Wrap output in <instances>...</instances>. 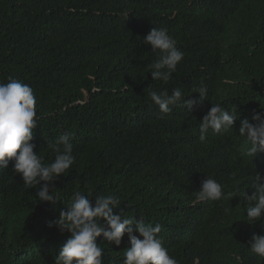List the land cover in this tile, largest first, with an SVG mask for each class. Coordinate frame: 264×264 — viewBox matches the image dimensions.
<instances>
[{
	"label": "trees",
	"instance_id": "1",
	"mask_svg": "<svg viewBox=\"0 0 264 264\" xmlns=\"http://www.w3.org/2000/svg\"><path fill=\"white\" fill-rule=\"evenodd\" d=\"M153 27L184 53L167 83L147 67L157 59L143 42ZM9 76L36 97L34 153L51 162L47 141L71 133L74 163L52 182L54 203L38 201L40 186L24 185L12 162L0 168V264H54L70 234L49 225L77 191L93 202L114 194V214L161 224L158 237L179 264H264L248 250L264 235V214L248 224L242 198L264 176V152L243 155L239 135L241 120L264 111V0H0V83ZM149 86L180 87L196 103L161 118ZM214 104L234 107L238 119L201 142ZM206 178L223 185L224 198L197 201ZM96 243L102 264H123L130 247L127 234L118 247Z\"/></svg>",
	"mask_w": 264,
	"mask_h": 264
},
{
	"label": "clouds",
	"instance_id": "2",
	"mask_svg": "<svg viewBox=\"0 0 264 264\" xmlns=\"http://www.w3.org/2000/svg\"><path fill=\"white\" fill-rule=\"evenodd\" d=\"M145 45H150L157 59L147 67L153 81L167 83L171 80L176 67L184 58V53L177 47V41L168 34L167 29L152 28L143 38ZM7 83H0V168L8 167L12 162L14 173L20 175L23 184L39 190L36 197L40 202L54 203L59 200L53 194L51 184L64 175L74 163L71 133H63L54 140L47 141V149L54 153V159L45 163L43 157L34 153V129L37 127L36 97L33 89L25 83L9 76ZM152 104L158 107L161 118L172 111L170 106L183 101L184 108L191 113L195 100L185 99L182 89L175 87L171 93L167 90L157 92L151 86L147 88ZM201 99L207 95L204 86L195 90ZM238 113L227 111L220 104L211 105L199 124V139L206 140L209 129L214 133H226L233 129ZM239 135L244 138L246 148L243 155L254 157L264 152V111L254 113L249 119L240 121ZM253 192L242 193L247 202L245 209L248 224H254L264 214V176L257 173L251 185ZM197 201H218L224 198L223 185L215 179L206 178L200 190L195 192ZM231 197L232 193H227ZM121 202L114 194L100 195L90 199L77 191L67 211H61L54 223L61 232L70 235L55 256L54 264H102L104 249L96 243L102 237L109 244L117 247L122 237L127 234L130 247L124 251L123 264H179L169 255L158 237L162 225L146 224L134 218L117 215L113 209ZM137 233L138 235H134ZM251 254L264 260V235H253L248 242ZM193 264H199V257L193 258Z\"/></svg>",
	"mask_w": 264,
	"mask_h": 264
}]
</instances>
